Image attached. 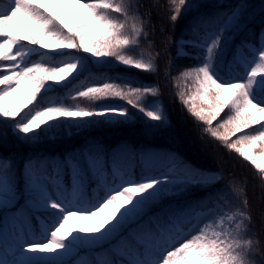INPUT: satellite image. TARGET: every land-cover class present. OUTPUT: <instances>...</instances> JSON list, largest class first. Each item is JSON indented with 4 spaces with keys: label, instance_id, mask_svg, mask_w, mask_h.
Returning a JSON list of instances; mask_svg holds the SVG:
<instances>
[{
    "label": "snow or ice",
    "instance_id": "6c2138e0",
    "mask_svg": "<svg viewBox=\"0 0 264 264\" xmlns=\"http://www.w3.org/2000/svg\"><path fill=\"white\" fill-rule=\"evenodd\" d=\"M185 14L187 26L165 37L163 55L169 68L182 57L197 66L177 68L174 95L204 134L264 177V0L258 10L247 0L227 7L170 0L173 31ZM151 17L133 0H7L0 6V144L126 125L128 106L142 114L144 136L167 133L158 86L89 67L157 71L160 52L131 54ZM244 32L258 45L241 41L229 56ZM17 90L25 94L19 103ZM57 90L64 95H50ZM116 100L122 103L107 102ZM220 180L177 152L127 142L108 148L89 140L63 154L29 155L19 166L0 156V264H264L254 259L251 217L223 189L214 191ZM196 192L203 195L193 199Z\"/></svg>",
    "mask_w": 264,
    "mask_h": 264
},
{
    "label": "trees",
    "instance_id": "16d2710c",
    "mask_svg": "<svg viewBox=\"0 0 264 264\" xmlns=\"http://www.w3.org/2000/svg\"><path fill=\"white\" fill-rule=\"evenodd\" d=\"M153 2L154 0H133V3L139 4L140 12L145 17L149 12L152 13V17L151 23L146 25L147 36L141 37L139 46L131 54L139 56L141 49L144 50L145 54L160 52L161 56L156 60L157 71L154 73H144L120 65L97 68L89 64V67L91 72L96 75L106 73L109 77L122 76L144 84L158 86L160 89L159 100L162 102L169 119V131L163 135L144 136L142 134L144 122L142 114L138 113L131 106H128L129 111L132 113V119L129 124L90 126L79 133H74L72 136H67L61 130L58 133H49L46 136H42L41 141L34 145L10 138L0 144V156H10L18 166V163L24 160L25 155L28 157L37 153L63 154L79 148L89 140L99 141L108 148L114 147L121 142H127L134 147H161L177 152L196 167L215 172L221 176V180L216 184L214 191L223 189L228 200L234 206L241 207V210L251 217L249 235L254 239V259L264 261V177L257 172L254 166L250 165L249 162L245 161L237 153L227 150L221 142L210 137L209 134H204L203 130L205 126L195 121L174 95L178 91L173 80V77L177 75V68L179 66H197V62L188 57H182L174 60L171 68H169V57L163 55L164 41L167 36L175 39L183 31L190 19V14L183 15L178 20L175 31H173L165 15L170 0H159L162 7L158 11L152 7ZM206 2L223 4L227 7L236 4L238 0H206ZM247 2L257 10L261 4V0H247ZM70 22L75 23V20H71ZM241 41H250L258 45L255 37H249L246 32L240 33L231 41L229 56L232 55L236 46ZM175 50L174 44L168 49L173 55H175ZM243 55L248 56L247 49L243 50ZM30 59L37 60L39 56L34 54ZM240 70L242 71V69ZM88 75L89 73H84L81 79H84ZM50 95L62 96L64 95V91L57 90L50 93ZM24 97L23 90H17L13 94L12 99L14 102L19 103ZM107 102L122 103L118 100ZM66 103L74 102L68 100ZM79 103H81V106H89L87 102L80 101ZM226 115L227 110L222 114L220 119L226 118ZM213 126H215V122ZM52 136H55V138H51ZM235 138L233 137V139ZM136 172L138 175L139 169ZM236 188L239 189V195H236L233 191ZM198 195L201 196L203 194L196 192L192 198L195 199ZM245 198L247 199L246 207L243 206Z\"/></svg>",
    "mask_w": 264,
    "mask_h": 264
},
{
    "label": "rangeland",
    "instance_id": "374dc122",
    "mask_svg": "<svg viewBox=\"0 0 264 264\" xmlns=\"http://www.w3.org/2000/svg\"><path fill=\"white\" fill-rule=\"evenodd\" d=\"M6 4H7V2L4 4V5H0V6H6ZM262 162H264V160H262ZM167 200H165V202H166Z\"/></svg>",
    "mask_w": 264,
    "mask_h": 264
}]
</instances>
